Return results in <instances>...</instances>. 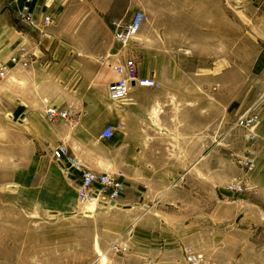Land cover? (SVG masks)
I'll list each match as a JSON object with an SVG mask.
<instances>
[{"label":"crops","instance_id":"0c3cea01","mask_svg":"<svg viewBox=\"0 0 264 264\" xmlns=\"http://www.w3.org/2000/svg\"><path fill=\"white\" fill-rule=\"evenodd\" d=\"M208 7L207 1V6L196 10L199 16L191 26L186 22L185 28L177 22L175 32L166 34L156 15L161 12L162 0H155L153 31L145 21L127 45L117 42L112 32L111 41L98 49L82 51L59 43L52 56L47 42L49 31L40 36L37 29L18 31L13 25L0 28V60H6L18 45H24L31 54L22 74L15 72L0 82V100L4 87L10 90L9 109L5 108L10 120V145L19 148L21 154L15 160L20 165H15L9 184L20 186L26 194L33 193L35 156L40 158L46 163L41 181L43 202L55 206L48 211L79 214L89 210L99 216L112 212L111 224L116 230L107 247L111 248L119 237L126 245L121 251L122 264H134L131 261L135 258L138 264H182L185 239L165 232L175 225L165 216L170 215L167 209L178 206L177 200H181V209L187 202L185 197L172 200L170 195L194 176L209 177L210 146L219 140L211 139L210 92L204 85L201 89L197 85L205 78L195 75L193 69L183 74L176 68L178 64L191 68L221 66V55L211 63L195 64L190 54L221 50L220 34L214 37L217 33L210 29ZM171 9V17H176ZM107 10L91 7V15L98 17ZM163 51L185 54L172 57ZM126 57L134 59L139 76L152 77L159 86L131 82L127 98L114 101L108 96V85L117 77L111 65ZM140 59L153 67L152 74L139 66ZM55 66L58 74L51 75L50 68ZM162 66L174 67L172 73L158 74L156 68ZM15 67L11 66L9 72L17 71L19 66ZM47 82L63 89L58 87L56 93L47 94L37 86ZM22 85L30 93H22L18 89ZM50 106L71 110V114L67 119L49 120L44 112ZM248 107L258 116L254 143L260 148L256 152L260 160L264 158V91ZM107 126L112 127V136L102 138ZM60 144L90 169L122 171L124 187L116 204H96L94 210L77 208L78 173L74 169L62 171L52 156L53 148ZM35 145L41 148L38 154Z\"/></svg>","mask_w":264,"mask_h":264},{"label":"rangeland","instance_id":"374dc122","mask_svg":"<svg viewBox=\"0 0 264 264\" xmlns=\"http://www.w3.org/2000/svg\"><path fill=\"white\" fill-rule=\"evenodd\" d=\"M207 1L210 29L217 33L214 37L220 34L221 50L190 54L195 64L211 63L221 55V66L191 68L178 64L176 69L183 74L193 69L195 75L205 78L203 84L197 85L199 89L204 85V90L210 92L211 139H218L219 143L212 141L210 146L209 177L194 176L184 188L170 195L172 200L185 197L187 203L181 209V200H177L178 206L167 209L170 215L165 217L175 225L165 232L183 237V257L184 248L191 246L201 254L202 264H264V158H257L260 148L254 142H245L242 129L235 126L237 117L264 91V0H162L161 12H156L160 29L167 34L175 32L177 22L183 27L186 22L191 26L199 16L196 10L207 6ZM154 5L155 0H36L34 9L45 10L51 20L49 24L30 27L20 19L13 0H0V28L13 25L18 31L37 29L40 36L49 31L50 56L57 53L59 43L90 51L107 45L112 32L136 11L147 15L148 27L153 31ZM96 6L108 10L98 17L92 16L91 7L95 10ZM171 7L180 19L171 17ZM162 54L173 57L185 52ZM10 56L0 61L8 62ZM142 60H137L139 66L152 74L153 67ZM173 68L162 66L156 70L166 75ZM24 69H13L0 82L22 74ZM50 74H58V68L51 67ZM39 85L50 95L60 87L51 82ZM18 89L30 93L25 85ZM9 91L5 86L0 100V264H122L121 251L126 248L115 250L114 242L111 248L107 247L116 230L111 224L112 212L99 216L89 210L79 214L48 211L55 206L43 202L41 181L46 163L40 158L35 156L33 193L10 186L15 165H20L15 160L21 154L19 148L10 145V120L5 114L10 104ZM39 147L35 145V154L40 153ZM249 147L255 151L251 170L239 162ZM238 178L246 179L245 191L227 187ZM95 205L94 201L80 200L77 208L94 210L98 204ZM117 242L123 244L119 237ZM132 262L138 264L136 258ZM182 264H187L184 258Z\"/></svg>","mask_w":264,"mask_h":264},{"label":"built area","instance_id":"2783aa9c","mask_svg":"<svg viewBox=\"0 0 264 264\" xmlns=\"http://www.w3.org/2000/svg\"><path fill=\"white\" fill-rule=\"evenodd\" d=\"M36 0H13L17 5V13L20 19L30 27L43 26L50 23V16L45 10L39 9L35 12L34 2ZM147 20V15L142 11L133 12L130 18L123 22L114 31V39L122 45H127L134 36L140 31L142 24ZM31 62V54L24 46H19L11 54L8 62L0 61V80L6 78L11 66L26 68ZM12 64V65H10ZM117 77L108 85V96L114 101H124L128 95V89L131 82L139 86H159L152 77H141L138 74L137 65L133 58L126 57L121 61H116L111 65ZM71 110L56 107H47L45 115L49 120L67 119ZM258 124V118L251 108L244 110L236 119L235 126L242 129L245 142L252 144L255 141V128ZM112 136V127L107 126L101 132L102 138ZM52 156L64 171L74 169L78 173L79 183L77 185V196L81 201L95 200L99 205H110L117 203L118 198L123 192L122 171H104L99 172L84 166L74 155H69L65 145H58L52 150ZM239 162L251 170L255 163V151L249 147L244 158ZM227 187L238 192L245 191L248 186L246 179L238 178L231 180ZM112 248L123 250L125 244L114 242ZM184 259L187 264H202L201 254L196 252L191 246L184 248Z\"/></svg>","mask_w":264,"mask_h":264},{"label":"water","instance_id":"95a60500","mask_svg":"<svg viewBox=\"0 0 264 264\" xmlns=\"http://www.w3.org/2000/svg\"><path fill=\"white\" fill-rule=\"evenodd\" d=\"M10 186H14V185H10ZM111 204H113L114 202L113 201H110ZM51 212H55V211H51Z\"/></svg>","mask_w":264,"mask_h":264},{"label":"bare ground","instance_id":"6f19581e","mask_svg":"<svg viewBox=\"0 0 264 264\" xmlns=\"http://www.w3.org/2000/svg\"><path fill=\"white\" fill-rule=\"evenodd\" d=\"M91 201H94V202H96L95 200H91ZM110 205H113V204H110Z\"/></svg>","mask_w":264,"mask_h":264}]
</instances>
